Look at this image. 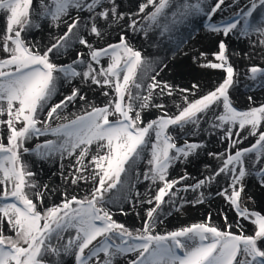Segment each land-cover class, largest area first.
<instances>
[{"label":"snow or ice","instance_id":"obj_1","mask_svg":"<svg viewBox=\"0 0 264 264\" xmlns=\"http://www.w3.org/2000/svg\"><path fill=\"white\" fill-rule=\"evenodd\" d=\"M233 6L235 0L227 6L225 0L214 4L208 0H141L135 11L125 13L118 10L117 0H37L36 7L33 0H0V12L6 16V28L0 35L4 54L0 58V126L6 125V132L0 127V185L4 186L0 191V264H65L68 257L73 264H116L128 254L135 256L128 264H264V215L241 207L247 177L253 176L264 190V130H259L264 128V103L247 110L233 106L230 88L237 83L236 73L225 40L218 39V51L212 53L217 62L201 66L221 69L225 73L222 82L198 98L195 90L199 86L193 83L192 98L182 96L183 104L170 114L163 102L150 103L156 89L161 97H171L177 90L158 79L170 56L147 54L142 44L131 42L139 34L157 48L165 41L174 42L171 57H175L188 40L195 39L192 33L180 35V26L203 16L204 29L217 38L222 34L239 39L258 33L264 47V0H248L243 8L213 22L218 11ZM72 9L76 15L69 17L71 22L63 21L66 31L44 45L32 41L29 33L39 30L43 20L58 28ZM126 16L130 35L121 31L118 42L103 47L87 39L90 35L103 40L107 30L99 22L111 27ZM71 52L74 58L69 57ZM205 55L200 52L193 59L199 62ZM63 57H69L68 62L57 63ZM247 72L253 86L264 87V67L254 65ZM78 78L80 84H74ZM88 81L105 87L103 95L110 98L102 107L93 105L82 91ZM69 84L71 91L63 93L61 88ZM189 91L179 88L180 93ZM77 102L79 113L66 112L70 107L75 110ZM152 107L163 114L145 122L143 113ZM204 124L210 134L219 129L221 141L227 138L223 152L207 153L221 161L220 166L194 185L173 191L187 179V173L167 179L169 169L174 163L190 162L189 157L198 156L206 147L203 142L187 140ZM242 129L255 142L233 153L231 149L247 138L241 135ZM5 135L6 143L2 142ZM180 138L184 144L178 147L176 139ZM33 139L37 141L34 147H27ZM66 158H72L68 176L63 175ZM57 159L63 180L70 177L74 185L91 181L92 187L83 197L73 194L70 198L65 189L59 203L46 206L45 197L51 198L55 190L38 182L40 173L35 169L42 162L56 164ZM141 162L148 165L142 175L149 188L159 182L155 195L146 201L136 191ZM221 175L227 187L216 195L224 197L238 218L251 221L254 234H245L239 219L229 222L223 213V227L212 223L209 213L206 221L154 232L165 214L164 204L177 209V200L183 201L180 191L202 189ZM153 201L155 206L146 210L142 228L132 230L113 219V207L123 213L124 203L151 205ZM202 202L201 192L193 203ZM233 225L239 234L228 230Z\"/></svg>","mask_w":264,"mask_h":264},{"label":"rangeland","instance_id":"obj_2","mask_svg":"<svg viewBox=\"0 0 264 264\" xmlns=\"http://www.w3.org/2000/svg\"><path fill=\"white\" fill-rule=\"evenodd\" d=\"M128 0H123V2L127 3ZM215 0H208L209 4H214ZM248 3V0H235V6L231 8H227L223 12H219L215 14L214 16V23H218L220 20L227 18L231 13L238 11L240 8H243L246 4ZM233 0H225V5H232ZM33 6H37V0H33ZM150 8V6H149ZM76 15V12L74 9L69 11L68 16L62 17V21L59 24V27H53L49 28L48 30L44 31L42 28L41 30H33L29 33L32 41L34 43H40L41 45L47 44L52 36H55L57 34H62L64 31H66V24L63 21L71 22L69 17H74ZM142 15V14H141ZM257 15H259L257 13ZM206 19V17H201L198 20V23L201 27V29H204L203 27V22ZM128 18L127 16L123 21H119L117 24L119 25V29H116V26L113 28V32H109L104 36V39L101 40L99 38H94L93 36H87V39L89 42H93L95 40V47H103L106 46L108 43H115L118 42L119 40V35L121 31L125 32V35L127 34L126 30V25L128 24ZM112 24V25H114ZM99 26L104 28L105 26L108 27V24H105L103 21L99 22ZM6 28V16L4 15L3 12H0V35H3L4 30ZM197 28H199L197 26ZM194 31L195 34H197L201 29H197ZM110 30V29H109ZM42 33L40 34L37 39L35 38V34ZM207 35L209 38L212 40V45L209 47L206 51V55L204 57H201L199 59V62L193 59V56L199 57V53L202 50L200 46L197 48L199 53L197 52L193 53L192 50H190L191 45L189 48H187L186 51H182L181 54L178 56V60H174L173 57H171V49L174 47V42L169 43L166 47L164 46H159V48L152 46V41H146L143 37V34H139L136 39L132 40L131 42L134 45L140 46L141 44L143 45L142 51L147 53V54H153L156 55L157 53L159 56H164L166 53L170 56V59L168 61V67L163 70L161 73V76L158 77V79H163L174 86H176L177 90L173 92V95L171 97L165 96L161 97L159 95V89L155 90V96L158 98L156 102H151L150 103H164V106L168 113L170 114H175L177 110V105H182L183 100L182 96H188L189 99L192 98V84L195 83L199 87L195 90L197 94V98L200 95L206 94L207 91L214 89L219 85V83L222 82L225 73L221 69H212L210 67H202V64H207L209 61L211 62H217L214 60V57L212 55L213 52L218 51V39H224L226 44H227V55L229 59V63L233 66L235 73H236V80L237 83L230 88V96L233 101V106L237 108L238 110H247L249 107H258L261 103H264V99H259L256 101H252V103H248L245 101H239L237 100V95L234 93L236 92V86L239 85L241 88L240 90H245L243 86H246L248 83L251 85L254 83L252 80L247 79L248 68L251 66H260L264 67V47L260 45V36L258 33H253L250 37L247 38H256L257 46H255V52H253L252 59L249 60V62L242 64L241 71H239L235 63L231 61V55H235L237 51L235 47H231L230 42L231 40L234 41H240V40H245L247 38H237V36L229 35L228 40L226 38H223V35L220 34L219 37L217 38L216 34L214 33H208ZM232 37V38H231ZM234 38V39H233ZM231 39V40H229ZM196 42V41H195ZM2 44V42H0ZM204 44V42H203ZM201 44V47L203 46ZM184 46V45H183ZM182 46V47H183ZM233 46V45H232ZM77 48L82 49L85 53L87 52L86 48H83V46L77 45ZM182 49V48H181ZM75 53L71 52L69 54V57L74 58ZM4 54L2 52V48H0V58H3ZM69 57H63L60 61H57V63L60 62H68ZM103 65L104 67H107V59L103 60ZM97 70L99 69V65L96 66ZM215 73L217 74V81L215 82L214 85L210 86H205L203 87L200 81H206L207 78H212L214 77ZM199 79V82H198ZM241 82H245L242 84ZM74 84L79 85L80 84V79H76L73 81ZM250 85V86H251ZM258 85L255 84V86ZM72 85L69 84L66 86V88L62 91L63 93L67 94L68 92L71 91ZM82 91L85 92V94L88 96L89 101L95 105V106H100L102 107L104 103L110 98V97H105L104 95L99 97V99L92 97L91 92L95 93L93 89L95 90H100L103 94L105 91L104 86H97L91 84V81L87 82V85H82ZM179 88H186L189 89V92L185 93H180ZM87 91H91L90 93ZM249 91V90H248ZM257 91V89L255 90ZM251 93H254L252 90ZM250 95V91L248 93H244ZM248 97V96H247ZM61 97H58V99ZM90 110V109H88ZM73 111H76L79 113V102H77V108L74 110L71 107L68 109V113H72ZM158 114H163L161 110H158L155 107H152L148 110H145L143 113V119L145 122L150 119L154 118ZM6 119V116L3 117ZM69 118H72L71 116ZM111 119V117H110ZM62 122V121H61ZM57 123V121H53V124ZM264 123V122H262ZM3 128V130L6 132V125L5 126H0ZM238 127V125H236ZM259 130H264V128H261ZM179 131V130H177ZM219 129L214 130L211 134L209 133L208 126L207 124H204L200 131L194 135H190L187 137V140L189 142H203L206 147L202 148L199 152L198 156H191L189 157L190 162H184V163H174L176 164V167H170L169 169V176L167 179H174L178 178L180 176H184L185 173H187V179L184 181H181L180 184L176 185L173 189V191L176 190V188H183L185 184L188 185H194L198 180L204 179L205 176L211 174L214 172L219 166L221 161L217 160L215 157V162L212 165H209L208 163H205L204 159H207L209 156L207 153L212 152L211 148L213 145L218 144L221 146L217 152H223L224 149L227 148V138H225L223 141L219 139V136L217 133L219 132ZM241 135L244 137H247L246 139L241 140V142L237 145H235L231 151L234 153L236 151V148H246L249 147L252 143L255 142V137L248 135L246 131L243 129L241 130ZM44 137H41L40 140H43ZM233 139H236L235 135L233 136ZM2 142L6 143V135L2 137ZM37 141L33 139L30 141L26 146L27 147H34L35 143ZM184 144V139H176V145L179 147ZM94 147V146H93ZM214 153V152H213ZM72 158H66L64 160L65 164V169H64V176L69 175L70 169L68 168L69 162ZM90 159V157H88ZM202 159V161H201ZM74 162V161H73ZM201 162V165L199 166V163ZM205 165L208 167L206 168ZM148 167V165L144 164L142 168H139V171L143 174L144 169ZM52 168V169H51ZM44 170L46 171L43 175L47 179L55 180L54 182H51L48 184L50 189H54L55 192L51 196V198L45 197L43 203L46 206L51 205L52 203H59L63 197L60 195L62 191L67 189L69 198L71 195L75 194L78 197H83L86 195L87 191H90L92 187V182L89 181L87 184H85L84 181H78L77 184H72L71 183V178L69 177L68 180H63L60 174V168H59V160L57 159V163L53 165H49L47 163H41L39 168H36L35 171L40 173V171ZM42 176V177H43ZM143 177V175H141ZM53 178V179H52ZM38 178V180H40ZM137 186V185H136ZM159 182L156 184H152V186L149 188V181L146 180H141V187L136 188V191L140 193L139 199L141 201H146L148 200L151 196H154L156 191L158 190ZM206 188L203 187L202 189H198L196 191H193L191 188L188 189L187 192L185 191H180L178 195L183 198V201L177 200V209H172L171 205L169 204H164L163 209H164V216L162 218H169L170 221L168 224H162L164 220L162 219V222L157 225L161 227L159 229H154V232H159V233H164L165 231H173L176 230L180 227L183 226H188L193 223H199L202 221H206L208 219L209 213H211V222L216 224L217 226L223 227L224 225V215L227 216V219L229 222H234L237 219L240 220L241 224L243 225V231L245 234L251 235L254 234V228L255 226L251 223L250 220H245L242 217L238 218L236 216V213L234 209H232L231 205L224 199L223 196L216 195V193L221 189L227 187L225 183V177L223 175L217 177L212 181L210 185H206ZM3 185H0V191H3ZM253 189H258L260 190V185L257 183L256 179L253 176H249L245 180V190L244 193L242 194V201H241V207L242 208H247L249 212H259L261 215H264V204H260L258 201H256V198L251 194V191ZM230 191V189H229ZM201 192L203 193V201L202 203H193L198 197L201 196ZM209 193H211V197H209ZM133 199H135V192L133 193ZM165 200H168V197L166 196L164 198ZM139 204V203H138ZM133 206V203H124L123 204V213L119 210V208L114 207L111 209L112 214H113V219L116 220L118 223H123L126 227L135 230L137 228H142V221L146 218V210L149 207L155 206V201L150 205L146 203V205L143 206L144 210L136 214V216H128V213H132L135 211L137 208V205ZM207 206V207H206ZM206 207V209H205ZM202 208V209H201ZM208 208V209H207ZM220 213H223L224 215H221ZM171 217V218H170ZM6 223V221H5ZM156 227V228H157ZM229 231H233L236 234H239V229L233 225L231 229H228ZM102 256V254H101ZM135 256L134 254H128L127 258H123L121 261L117 262L116 264H128L129 259H134ZM65 264H73V258L68 257L67 261Z\"/></svg>","mask_w":264,"mask_h":264},{"label":"bare ground","instance_id":"obj_3","mask_svg":"<svg viewBox=\"0 0 264 264\" xmlns=\"http://www.w3.org/2000/svg\"><path fill=\"white\" fill-rule=\"evenodd\" d=\"M140 2H141V0H128L127 3L126 2H123V0H117V3L121 5V7L118 10L119 11H123L125 13L135 11L137 9L138 4ZM81 15H84V14L81 13ZM201 17L202 16L192 17V18L189 19V21L186 24L180 26V35L186 36L189 33H192L195 36V39H190V40H188V42L186 44H184V46L181 49V52L182 51H186L187 48H189L190 45H191L190 50H192L193 53L197 52V54L199 53V51L201 49L202 50L200 52L206 53L207 49L209 47H211V45H212L211 38L208 37L207 31L205 29H201V27H200V25L198 23V20ZM116 25L117 24H114L111 27H109V26L106 27L105 26L104 29L107 30V33H109V32L111 33V32H113V28ZM197 26L199 28H197ZM48 27L49 28H53V27H56V26L53 25L49 20H43L41 22V26H40V29L39 30H41V28H42L44 31H46V30H48ZM118 27H119V25L116 26V29ZM196 28L197 29H201L197 34L194 33V31L196 30ZM40 34H42V33L35 34L34 35L35 38L37 39V37ZM127 34L130 35V33H128V32H127ZM223 38H226V37L223 36ZM226 39L228 40V38H226ZM229 40H231V39H229ZM256 40H257L256 38H252V37L251 38H247L245 40L242 39L240 41L231 40V42H230L231 47H235V49L237 51H234V52H236L235 55H231L230 58H231V61H233L235 63V66L237 68H239L238 69L239 71H241L242 64L247 63V62H249L250 59H252V56L254 55L253 52H255L254 51L255 50V46H257ZM203 42H204V44H203ZM201 44H203L202 47H201ZM167 45H169V42L168 41H165V42H163V43L160 44V46H164V47H166ZM199 46H200L201 49L198 50L197 48ZM179 55L180 54H178L175 57H173L174 60L177 61L179 59L178 58ZM216 81H217V74L216 73H215L214 77H212L211 79L210 78H207L206 81H200L199 82V79H198V82L201 83V85L203 87L210 86V85H214ZM241 83L244 84L245 82H241ZM250 85H251V83L250 84L248 83L246 86H243L244 89H245L244 91L243 90H240L241 89L240 88L241 86L240 87H239V85L236 86V89L235 90L238 93H234V94L237 95V97H236L237 100H239V101H245V102H248V103H252V101H256V100H259L261 98L264 99V87H261L259 84L256 85V86H253V84L251 86ZM66 86L67 85L63 86L61 88V91H63L66 88ZM256 89H257V91H255ZM93 90H94L95 93H92L93 91L92 92L90 91L92 97H95V98L99 99L100 96L101 97L103 96V94H102V92L100 90H95V89H93ZM248 90L250 91V95L244 94V93H248L249 92ZM252 90L254 91V93H251ZM87 92H89V91H87ZM249 97H251V99H249ZM157 99L158 98L154 95L152 97L151 102H153V101L156 102ZM68 109H66V112L68 111ZM220 147L221 146H219L218 144H215V145L212 146L211 150H212V152L216 153L219 150ZM201 161H202V159H201ZM204 161H205V163H208L209 165H212L215 162V159H214V156H211V157H208L207 159H204ZM144 164H145V162H141L139 164V168H142L144 166ZM200 165H201V162L199 163V166ZM172 167H176V164H173ZM45 172L46 171H44V170L42 172L40 171V174L37 177V179L41 177V179L38 180V182L41 185H43L44 183L49 184L50 181L51 182H54L55 181V180L47 179L46 177H44L43 175H44ZM42 173H43V175H41ZM141 175H142V173H141ZM142 179H143V177L141 176V180ZM140 187H141V182L139 184H137L136 188L138 189ZM206 188H209V187L208 186L207 187L205 186V189ZM250 191H251V194L252 195L254 194L253 196L256 198V201H258L260 204H264V190H262V189L258 190V189H253L252 188V190H250ZM144 205H146V203H139L137 205V208L135 209V211H133L132 213H128V216H136V214L139 212V210H141V211L144 210V208H143ZM206 207H205V209H206ZM162 219L164 220V222H162V224H168L169 221H170L169 218H162ZM160 227H161V225L158 226L155 229H159ZM122 259L123 258L117 259V262L121 261ZM66 261H67V258L65 259V262Z\"/></svg>","mask_w":264,"mask_h":264}]
</instances>
